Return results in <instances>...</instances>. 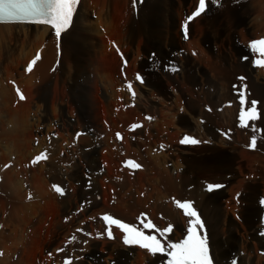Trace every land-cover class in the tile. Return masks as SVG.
<instances>
[{
    "label": "bare ground",
    "instance_id": "6f19581e",
    "mask_svg": "<svg viewBox=\"0 0 264 264\" xmlns=\"http://www.w3.org/2000/svg\"><path fill=\"white\" fill-rule=\"evenodd\" d=\"M197 3L198 0H81L71 26L62 32L60 38H57L54 30L46 25L0 22L1 43L14 46L20 41L29 42L34 48L32 55L28 53V56L30 55L28 61L40 49L42 51L38 67L35 63L31 70L36 71L35 73L29 75L26 70L20 71L18 68L8 73V82L14 81L15 73H18L19 76L25 74L27 85L32 84L39 74L50 72L55 61L53 71L57 72V75L62 74L64 65L69 57L74 55L77 47L74 35L72 36L75 33L71 34L73 28L94 37L98 57L105 52L107 38L119 45L123 37H129L131 41L137 43L135 45L138 51L135 49L134 54L137 52L139 54L132 59L134 62L131 61L137 71L131 73L129 77L133 78L136 73H141L146 79L144 85L137 86L136 107L128 109L126 114L123 108L132 100L123 89L124 80L121 76L120 79L114 78L112 82L114 87H111L116 93L115 109L120 110L118 113L112 108V100L102 99L104 94V98L107 97L108 91L100 90L98 96L102 99L101 107L98 101L88 104V101L87 103L77 100V103L70 101L65 103L69 110L63 107L58 111L55 107L56 100L54 101L56 89H53L56 86L52 87V83H47L45 93L37 95V99L44 103L45 112H40L42 104L39 105V101H31L34 93L28 91L26 100L30 102L29 104L15 106L12 115L7 119L0 118V135H3L0 140V168L8 163H14V166L16 164V167L2 172L0 196L2 195L3 199L0 197V210L5 213L8 206L10 207L12 202L15 203L10 198L21 203L13 205L5 230L0 232V250L3 251L0 264H19L16 259L21 256L17 245L18 235L22 229L21 221L16 224V219L14 220L19 217L18 211L23 210L28 216H36L41 207L44 212L54 211L56 218L49 220L44 218L41 221L44 231L40 234L38 246L33 253L36 264H62L64 258H73L72 264H167V256L153 255L138 245L124 244L122 242L124 234L117 228L112 229L114 239H105L100 217L111 214L128 224H137L140 223L139 218L142 214H148L155 224V229L149 232L157 234V229L164 230L171 225L173 231L167 234V239L178 242L185 238L189 218L174 208L170 200L172 196H176L175 194L178 195L175 200L196 201L209 233L216 264H264L262 235L264 224L261 225V221H264V205H261V200L253 193L258 184H249L244 180L232 184L226 180L228 174H233L234 177V165L240 162L246 163L241 169L242 172L246 166L254 169L256 163L264 166V130L258 144L260 152L242 151L245 159L240 161L232 155L237 154L241 145L249 146L250 137L254 136L255 132L238 128L236 125L238 107L235 106L231 87L237 81L228 79L227 83L225 82L223 63V59L229 57L227 60L229 66L235 67L238 72L235 77L245 75L248 78L253 97L261 101L262 116L258 125L264 129V67L254 65L255 60L264 57L258 53L253 55L249 46V42L264 39V0H212V2L209 0L208 10L190 25L191 38L186 42L182 32L183 24L186 17L196 9ZM216 3H219L217 8ZM130 6L131 20L128 22L130 25L122 26L121 15L130 9ZM157 11L164 18L163 23L162 20H154ZM91 12L97 15V21L92 20ZM136 12L138 20L135 17ZM100 29L106 33H102ZM227 43L230 52L227 50L229 53L225 54L221 45ZM122 44L121 42V46ZM27 48L25 43L23 50L26 51ZM194 50H198L200 56L192 58L190 52ZM25 54L27 57V53ZM61 55L63 59L60 67ZM35 66L37 69H34ZM214 66H217L219 80L223 79L225 83H219L215 90L216 83L212 82L207 74V70L211 72ZM59 67L60 70L56 71ZM174 67H179L180 72L173 76L168 75L167 70ZM44 77L46 76L44 75L43 79ZM55 80L57 83V78ZM164 80L168 82L167 86L170 85L173 93L178 89L177 86L183 89V92L178 97H172L168 87L163 83ZM171 81L174 82L171 84L169 83ZM20 88L24 93L23 88ZM57 89L59 90L58 87ZM184 91L190 96L189 99H195L196 102L185 105ZM162 95H166L174 102L177 109L161 108L160 105L164 107L165 103L168 104ZM2 96L4 102V99L13 103L19 101L12 85L0 87V97ZM2 100L0 101L3 102ZM203 103L204 107L209 104L222 106L224 113L220 115L221 121L217 122L220 129H227L228 138L221 135L224 133L216 132L214 127L210 129L203 126L208 120L210 123L209 115L204 110H199ZM192 105H197L198 109L193 111L190 108ZM34 106L37 107L36 111H33ZM50 108L55 114V127L53 122H48L52 116ZM157 114L161 115L158 121L155 117ZM145 115H152L155 120L148 122L147 127L136 134L126 132L122 144L114 141L113 135L116 130L126 129L137 118L143 119ZM103 120L108 122L111 132H108ZM30 126L40 127L39 133L34 134L29 129ZM176 128L180 129L173 133V129ZM188 129L192 130L191 133H187ZM52 131L57 136L56 138L53 136L49 142L48 136L52 135ZM78 131H84L85 135L80 137L75 147H71L72 143L75 144L74 137ZM184 134L196 135L198 141L202 140L203 144L212 147L210 152L208 151L210 148L206 147L205 156L195 157L198 144L181 148L180 145H186L180 142ZM36 139L38 143L35 142ZM112 139L116 146H111ZM168 141L173 142L171 146L178 141V147L174 145L171 152L159 155V147L166 145ZM45 150L49 155L48 161L52 159L48 163H40L42 164H39L40 167L27 169L26 166L31 165L32 160ZM61 153L67 156L58 157ZM126 158L137 159L143 164L144 169L134 175L122 169ZM71 162L76 164V169L71 170L73 167ZM22 165L26 169L25 173L20 169ZM121 170L123 172H120ZM27 173L30 177L25 176ZM101 173L104 175L101 176ZM87 174L93 176L88 177L89 180H96L95 185L85 177ZM179 178L182 180L180 179L178 183ZM57 184L68 189L69 197L68 194L65 197L54 194L53 185ZM208 184H222V187L214 189L213 195H210V191L207 190ZM161 186L164 191L161 190ZM30 194L35 198L31 204L28 202ZM238 206L243 208L242 212L240 211L243 222H237L231 215V211ZM234 213L237 214L235 211ZM5 216L6 214L3 218H6ZM94 219H97V222L94 223ZM30 224L31 219L27 218L24 225ZM12 227L14 229H11ZM8 228L11 229L10 232ZM73 236L75 240H72ZM89 236H92L91 239ZM60 249H63L62 253L58 251Z\"/></svg>",
    "mask_w": 264,
    "mask_h": 264
},
{
    "label": "rangeland",
    "instance_id": "374dc122",
    "mask_svg": "<svg viewBox=\"0 0 264 264\" xmlns=\"http://www.w3.org/2000/svg\"><path fill=\"white\" fill-rule=\"evenodd\" d=\"M219 6V3H216V8ZM233 7V6H232ZM92 13V12H91ZM93 14V13H92ZM157 15H154L155 16V21L158 19V21H161L162 20V23H163V20H164V18L161 16V13L159 12V11H157V13H156ZM222 15V14H221ZM122 16V18L123 19H121L122 20V26H129L130 25V23H128V22H130V20H131V6H130V9H128V10H126L124 13H123V15H121ZM137 16V12L135 13V17ZM154 16H153V18H154ZM138 17V16H137ZM136 17V19L138 20V18ZM146 17H147V15H146ZM149 17V16H148ZM157 17V18H156ZM221 17V16H220ZM223 17V16H222ZM91 18H93L92 20H94V21H97V15L96 14H93L92 16H91ZM125 24V25H124ZM73 31H75V32H73ZM78 31V32H77ZM100 31L102 32V33H106V31L105 30H101L100 29ZM82 31H80V30H77V28H73L72 29V31H71V34L72 33H75V34H72V36L74 37V39L76 40V48H78V49H76L75 47V51H74V55H71L70 57H69V60L66 62V64L64 65V71L62 72V74H60V75H57V72H54L53 71V67H54V64H55V62H54V64H53V66L51 67V69H50V72H46V74L44 73V75L46 76V77H44V79H43V76L42 75H40L39 74V78L37 77V79L36 80H34L33 81V83L32 84H26L27 82H26V76H19L18 75V73H15L16 74V77H15V82H17L18 83V85H19V87H22L23 88V91H24V94H25V98L27 97V95H28V91H31L32 92V94L34 93V98H35V96H36V98L34 99H32L31 101H39V105H41L42 104V106L40 107V112L41 113H43V112H45V110H46V108H45V106H44V103L42 102L41 103V101L39 100V99H37V95L38 96H40V95H42V94H44L45 92V89L47 88L46 87V84L47 83H52V87H54V86H56V87H54L53 89H56V92H55V97H54V101H55V107H57L56 109L59 111V109L60 108H66V110L68 109L69 110V108H67L66 106H65V103L67 102V101H70V102H73V103H77L78 101H85V102H87L88 104H93L94 103V101H98V103H100V107H101V105H102V99H103V101L104 100H112V102H113V104H112V108H116V106H115V104H116V98H115V95H116V93L111 89V87H114V84L112 83L113 82V80H114V78L116 77H118L119 79L121 78V74H120V68H121V66H122V63H121V60H120V58L118 57V55L116 54V52H115V50L113 49V47H112V45H111V42H110V39L109 38H107L106 39V41H107V46L105 47V54L103 53V55L102 56H100V57H98V55L96 54V41H95V39H94V37L93 36H91V35H89V34H85L84 32H82ZM77 34V35H76ZM78 36V37H77ZM92 38H90V37ZM86 37V38H85ZM79 38V39H78ZM127 39H128V41H127ZM86 41L88 42L87 44H86ZM90 41H92V42H90ZM123 43L122 44V46H121V42ZM119 41V47L121 48V50L123 51V53L125 54V56L128 58V60L130 61V63H129V66H128V69H127V74L130 76V74L131 73H133V72H136L137 70H135L136 68L134 67V65H132V62H134L133 60L136 58V56H139V54H138V52L136 53V54H134L135 52H136V50L135 49H137V47H136V45H135V43L136 42H134V41H131L130 39H129V37H123L121 40ZM238 41H240V40H238ZM84 42V43H83ZM129 42V43H128ZM186 42H188V41H186ZM25 43H26V45H27V49H26V51H24L23 50V45H25ZM95 43V44H94ZM0 46H1V48H0V50H2L1 51V53H0V76H2L1 78H0V84H1V86L0 87H3L4 85L6 86V87H9V82L10 81H13V80H10L9 82H8V80H7V76H8V73H12V72H14L15 71V69H18L19 68V70L20 71H25L26 70V67H27V65H28V63H29V61L30 60H32L36 55H37V53L40 51L41 52V59H42V51H41V49L35 54V56H33L29 61H28V57L30 56V55H32V49L34 48L33 46H31L30 45V43L29 42H24V41H20L19 42V44L17 45V44H15L14 46L13 45H9V44H4V43H1L0 42ZM90 44V45H89ZM94 44V45H93ZM137 44V43H136ZM229 43H227V44H224L223 46L221 45V47H222V49H223V52L225 53V54H228L229 52H230V50H229V45H228ZM3 45V46H2ZM6 45V46H5ZM30 45V46H29ZM128 45V46H127ZM131 45V46H130ZM227 47H226V46ZM6 48H5V47ZM8 46H10V47H8ZM13 46V47H12ZM17 46V47H16ZM18 46H20V47H18ZM92 46H93V48H92ZM95 46V47H94ZM130 46V47H129ZM4 47V48H3ZM89 47V48H88ZM134 47V48H133ZM225 47V48H224ZM234 47H235V45H234ZM3 48V49H2ZM31 48V49H30ZM10 50V52H8L9 50ZM12 49V50H11ZM59 49V52H60V54H62V51H61V49L60 48H58ZM89 49V50H88ZM125 49V50H124ZM127 49V50H126ZM226 49V50H225ZM5 50H7L6 52H8V53H6V52H4ZM14 50V51H13ZM131 52H130V51ZM229 52H228V51ZM34 51V50H33ZM125 51H126V53H125ZM127 51H128V53H127ZM132 51H134L133 53H132ZM137 51H138V49H137ZM188 51V50H187ZM187 51H186V54H187ZM16 52V53H15ZM24 52V53H23ZM30 52V53H29ZM10 53V54H9ZM23 53V54H22ZM25 53H27V57H26V54ZM28 53L30 54L29 56H28ZM5 54V55H4ZM9 54V55H8ZM188 55H189V52H188ZM25 56V57H24ZM134 56V57H133ZM190 56L192 57V58H195V57H193V54H192V52H190ZM198 56H200V53L198 54ZM17 57V58H16ZM19 57V58H18ZM58 57V56H57ZM97 57V58H96ZM102 57V58H101ZM130 57V58H129ZM16 58V59H15ZM99 58V59H98ZM138 58V57H137ZM228 58L229 57H226L225 59H223V63H224V65H225V68H224V79H225V82L227 83V80L229 79V80H236L235 78V76H236V73H238L237 72V69L235 68V67H233V66H229V61H227L228 60ZM8 59H9V62H8ZM62 59H63V55H61V63H60V67H61V65H62ZM133 59V60H132ZM16 60V61H15ZM18 60V61H17ZM57 60V59H56ZM99 60V61H98ZM20 61H21V63H20ZM40 61H42V60H40ZM103 61V62H102ZM132 61V62H131ZM145 61V60H144ZM251 61V60H250ZM38 60L36 61V66L38 67ZM69 62V63H68ZM117 62V63H116ZM227 62V63H226ZM99 63H101V66H99ZM19 64V65H18ZM59 64V61L57 62V65ZM8 65V66H7ZM14 65V66H13ZM18 65V66H17ZM36 66H35V68L34 69H37L36 68ZM66 66H67V68H66ZM109 66V67H108ZM12 67H13V69H12ZM60 67L56 70V71H59L60 70ZM100 67V68H99ZM66 68V69H65ZM72 68V69H71ZM107 68V69H106ZM11 69V70H10ZM7 70V71H6ZM10 70V72H8ZM110 71V73H108L109 71ZM116 70V71H115ZM233 70V71H232ZM34 71V70H33ZM33 71H29L28 72V74L29 75H31V74H33V73H35V72H33ZM70 71V72H69ZM105 71V72H104ZM236 71V72H235ZM27 72V71H26ZM101 72V73H100ZM119 72V73H118ZM167 72V71H166ZM165 72V73H166ZM228 72H230V73H228ZM106 73V74H105ZM168 74V73H167ZM207 74H208V76H210V79H211V81L212 82H215L216 83V85H215V88H214V90L216 89V87L217 86H219V83H221V84H225L224 83V80L222 79V80H219L220 79V76H219V73H218V71H217V66L215 67H213V70L210 72V70H207ZM28 75V76H29ZM98 75V76H97ZM103 75L104 76H108V77H103ZM168 75H170V76H173L171 73H169ZM48 76H49V79H47L48 78ZM59 78H58V77ZM70 78H69V77ZM102 76V77H101ZM66 77H67V79H66ZM226 77V78H225ZM233 77V78H232ZM3 78V79H2ZM6 78V79H5ZM57 78V83L55 82L56 79ZM95 78H98V79H95ZM105 80H103V79ZM111 78V79H110ZM23 79V80H22ZM47 79V82H45V80ZM107 79V80H106ZM1 80H3V81H1ZM17 80V81H16ZM44 80V81H43ZM53 80V81H52ZM58 80H59V82H58ZM98 80V81H97ZM102 80V81H101ZM109 80V81H108ZM112 80V81H111ZM100 81H101V84H100ZM108 81V82H107ZM220 81V82H219ZM237 81V80H236ZM174 81H171V82H169V83H173ZM92 83V84H91ZM104 83V84H103ZM109 85H108V84ZM163 83H164V85L166 84V87H168V90L170 91V93H171V96L172 97H178L182 92H183V89H181L179 86H177L176 84V86L178 87V89L177 90H175V92L173 93L172 92V89L169 87V86H167L168 85V82L167 81H163ZM45 84V85H44ZM54 84V85H53ZM56 84V85H55ZM57 84H59V85H57ZM60 84L62 85V86H60ZM88 84V85H87ZM94 84V85H93ZM100 84V85H99ZM99 87H98V86ZM105 85V86H104ZM75 86V87H74ZM91 86H93L92 88H91ZM57 87L59 88V90L57 89ZM103 87H105V88H103ZM108 87V88H107ZM77 89V90H75V89ZM102 90H101V89ZM62 89V90H61ZM96 89V91L95 92H97V93H95L94 92V90ZM42 90V91H41ZM60 90H61V92H60ZM90 90H92L91 92H90ZM101 91V92H105V91H108V94H107V97L106 98H104V96H105V94L104 95H102V99H100L99 98V96H98V91ZM41 91V92H40ZM58 91H59V93H58ZM37 92V93H36ZM44 92V93H43ZM89 92V93H88ZM216 92V91H215ZM15 93V92H14ZM57 93H58V95H57ZM62 93V94H61ZM64 93V94H63ZM67 93V94H66ZM93 93V94H92ZM32 94H30V95H32ZM36 94V95H35ZM86 94V95H85ZM174 94V95H173ZM67 95V96H66ZM73 95V96H72ZM90 95H92V96H90ZM110 95V96H109ZM183 95H184V99H185V105H188V103H195L196 101H194L195 99H189L190 98V96L188 95V93L186 92V91H184V93H183ZM59 96V97H58ZM69 96V97H68ZM75 96H77V98L75 97ZM82 96H84V97H82ZM90 96V97H89ZM96 96V97H95ZM97 96H98V98H97ZM163 97H164V99H165V101L166 102H168V104L166 105V103L164 104V107H162V105H160V107L161 108H164V109H171V107H172V109L173 110H175V109H177L176 108V105L174 104V102H172V101H170L168 98H167V96L166 95H162ZM64 97V98H63ZM81 97V98H80ZM87 98V99H84V98ZM93 97V98H92ZM3 99V96L2 97H0V100H2ZM28 98V97H27ZM26 98V99H27ZM56 98V99H55ZM66 98V99H65ZM83 99V100H82ZM94 99V100H93ZM5 100V102L3 101V102H1L0 101V118H3V119H7L10 115H12V113H13V110H14V108H15V106H17V107H21L22 105H23V103H30L29 101H27V100H25V102H20V101H17L16 103H13V102H11V100L10 101H6V99H4ZM73 100H75V101H73ZM78 100V101H77ZM100 100H101V102H100ZM191 100V101H190ZM27 101V102H26ZM58 101V102H57ZM93 101V102H92ZM61 102V103H60ZM172 102V103H171ZM2 103H3V106H1L2 105ZM10 105H9V104ZM12 103V104H11ZM18 103H20L19 105H18ZM57 103H58V105H57ZM8 104V105H7ZM64 104V105H63ZM13 105V106H12ZM50 105H51V103H50ZM173 105V106H172ZM36 106V105H35ZM34 106V107H35ZM44 106V107H43ZM62 106V107H61ZM205 106V104L203 103V104H201L200 105V107H199V110L201 109L202 111L204 110L205 112H206V108L207 107H210L211 109H212V113H208V112H206L208 115H209V117H210V123H209V120L208 121H206V123H203V126H206V127H214L215 128V131L216 132H218V131H222V133H224V134H221V135H224L226 138H228L229 137V135L227 136V129L225 128V129H220L221 127H219V124H218V122L217 121H221L220 120V115L221 114H223L224 113V110H223V108H222V106H217V104H209V105H207L206 107H204ZM2 108H5L4 110L2 109ZM10 108H13L12 110H9ZM43 108V109H42ZM190 108H192V110L194 111V110H196V109H198V107H197V105H192ZM6 109L7 110H9V111H6ZM35 109V110H34ZM33 109V111H36V109H37V107H35ZM116 110V109H115ZM114 110V111H115ZM2 111H4V112H2ZM12 112V113H11ZM116 112V111H115ZM123 112L126 114L127 112L126 111H124L123 110ZM3 113V114H2ZM7 113V114H6ZM102 113V112H101ZM50 114L52 115V116H50V120H48V122H53V126L55 127V114H53V111H52V108H50ZM155 117H157V120L156 121H158V120H160L161 119V115L160 114H157V115H155ZM103 122H104V120H103ZM102 122V123H103ZM213 122V123H212ZM209 123V124H208ZM104 124V123H103ZM208 124V125H207ZM52 126V127H53ZM29 127V126H28ZM29 129H31V131L34 133V134H38L39 132L38 131H40V127H37V126H30V128ZM44 129V133H46V129H45V127L43 128ZM73 129V128H72ZM179 129L180 128H176V129H173V133H176V132H178L179 131ZM210 129H212V128H210ZM190 130V131H189ZM191 129H188V131H187V133H191ZM65 132H66V130H65ZM73 132H75V130H73ZM79 132V131H78ZM66 133H68V131L66 132ZM219 133V132H218ZM54 134H56L54 131H52V136L51 135H49L48 136V140L50 141L51 140V138L53 137V136H55ZM57 135V134H56ZM190 136V137H193V138H195V139H197L198 140V137L196 136V135H193V134H184L183 135V137L184 136ZM114 136V135H113ZM3 137V135H0V140H1V138ZM51 137V138H50ZM167 138V137H166ZM165 138V139H166ZM180 139V138H179ZM178 139V140H179ZM169 140V139H168ZM114 141L116 142V140L114 139ZM153 141V140H152ZM170 141V140H169ZM167 142L166 143V145L164 144V145H161L160 147H159V150H158V154L159 155H162L164 152H171V148L174 146V147H178V145H177V143H178V141L176 142H174L175 144L173 145V146H171V143H173L172 141H171V143L170 142ZM35 142L36 143H38L39 141L36 139L35 140ZM78 142V141H77ZM120 144H122V143H120ZM100 145H102V144H100ZM100 145L98 146L99 148H100ZM179 145H180V143H179ZM190 145H193V144H186L185 146H182V145H180L181 146V148H184V147H187V146H190ZM195 145V144H194ZM111 146H116L115 145V143H113V139H112V141H111ZM164 149H163V148ZM210 148V149H208V151L209 150H211V146H207L206 144H203L202 143V140L200 141V145H199V143H198V146H196V148H197V150H195V157H198V156H201V155H203V156H205L206 155V153H205V150H204V148ZM96 149H98L97 147H95ZM101 149V148H100ZM100 149H98V150H100ZM166 149V150H165ZM239 151L237 152V154H232L233 156H235V157H237L238 158V161H240V160H242V159H245V157H244V155H243V153H242V151H245V152H251V153H254V152H252V151H248L247 150V147H244L243 145H241V147L238 149ZM83 152V151H82ZM126 152V151H125ZM210 152V151H209ZM208 152V153H209ZM84 154H86L85 152H83ZM77 155V154H76ZM263 155V154H262ZM66 157L67 155H65L64 153H61L60 155H58V157ZM264 156V155H263ZM52 158H50V160H51ZM49 160V161H50ZM49 161H46V162H43V163H48ZM42 163V164H43ZM72 164H73V167H71L72 169L71 170H74V169H76V164L75 163H73V162H71ZM42 164H40V165H42ZM40 165L39 166H35V167H33L32 165H27L26 166V168L27 169H33V168H36V167H40ZM246 165V163H239V164H235L234 165V172H235V174H234V177H233V174H228V178L226 179L228 182H232V184L233 183H235V182H237V181H240V180H244V182H247V183H249V184H258L255 188H254V190H253V193L256 195V197L258 198V200H264V166H261L259 163L257 164H255L254 165V169H251V168H248L247 166L244 168V172H242L241 171V169L244 167ZM12 167H16V164H15V166H14V163H12V165H11ZM12 167H10L8 170H10ZM19 168H20V166H18ZM25 167V166H24ZM30 167V168H29ZM33 167V168H32ZM61 167V166H60ZM22 171H23V173H25V171H26V169L25 168H23V165L21 166V168H20ZM31 171H33V170H31ZM199 172V171H198ZM253 172V173H252ZM252 173V174H251ZM244 174H246L245 176H244ZM104 174H102L101 173V176H103ZM230 175V176H229ZM25 176H28V177H30V174H26ZM87 179H88V177H90V178H93V176L92 175H88L87 174V176H85ZM232 178H234V179H232ZM21 179V178H20ZM49 179H51L50 178V175H49ZM182 180V178H179L178 179V183H179V180ZM180 180V181H181ZM88 181H90L91 183H93L94 185H95V183H96V180H89L88 179ZM53 184V183H52ZM232 184H230V185H232ZM220 185V184H219ZM222 185V184H221ZM159 187H160V185H159ZM229 187V186H228ZM149 190H151V188L149 189ZM161 190L162 191H164V189H163V186H161ZM214 191L215 190H212V191H210V195H213V193H214ZM173 193L175 194V192L173 191ZM54 194H56V193H54ZM57 195V194H56ZM69 195H70V193L68 192V197H69ZM176 196H172L171 198H178V195L177 194H175ZM180 195H181V193H180ZM2 199H3V196L1 195L0 196ZM60 197V196H59ZM67 197V198H68ZM0 198V199H1ZM10 199H12V201H15V203H13L12 202V204L10 205V207L8 206V209L6 210V212L5 213H3V211L2 210H0V232H3L4 230H5V226H6V223L8 222V220H9V218H10V214H11V212L10 211H12L13 210V208L12 207H14L13 205H21V203L20 202H17L16 200H14L13 198H10ZM99 199V198H98ZM35 200V198H33V194H30L29 195V198H28V202H30L29 204H31L32 202L31 201H34ZM94 200V199H93ZM92 200V201H93ZM170 200V199H169ZM171 201V200H170ZM260 201V202H261ZM27 205V204H26ZM240 208V209H239ZM242 210H243V208L242 207H236V209L234 210L237 214L235 215V213H234V211H231V215H232V217H234L233 219H235L237 222H243V217H242V214H241V212H242ZM49 211V212H48ZM241 211V212H240ZM22 212V213H21ZM54 211H50V210H45V212H44V210H42V207L38 210V212H37V215L35 216V215H30V216H28V215H26L25 214V212H23V210H19L18 211V214H19V217L18 218H14V220L16 221V224L19 222V221H21V229H22V231L21 232H19V235H18V247H17V249H18V251H19V254H20V256H21V258L20 257H18V260L16 259V262L18 261L19 262V264H26V262H27V264H36L35 262H36V258H34V251H35V249L37 248V246H38V243H39V240H40V234H42V232L44 231L43 230V228H42V226H43V222H41V221H43L44 220V218H46V220H49V219H55L56 218V215H55V212L53 213ZM47 213V214H46ZM51 213V214H50ZM6 214V218H3L4 217V215ZM49 214V215H48ZM49 216V217H48ZM54 216V217H53ZM48 217V218H47ZM2 218V219H1ZM21 218V219H20ZM27 218H29V219H31V223L33 224H30V225H27V226H25L24 225V221L27 219ZM5 219V220H4ZM240 220V221H239ZM94 223L95 222H97V219H94V221H93ZM2 224V225H1ZM262 224H264V221L262 220L261 221V225ZM264 226V225H263ZM37 227V228H36ZM26 228V229H25ZM9 230V232L11 231V229H14V227H12L11 229L10 228H8ZM28 229V230H27ZM40 230V231H39ZM42 230V231H41ZM13 231V230H12ZM34 234H33V233ZM252 235H253V231H252ZM33 236H34V238H33ZM36 236V237H35ZM91 237L92 236H89V238L91 239ZM35 241V242H34ZM26 243V244H25ZM35 245H36V247H35ZM29 247V248H28ZM25 253V254H24ZM24 254V255H23ZM29 256V257H28ZM26 258V259H25ZM34 259V260H33ZM20 260H23L22 262H20ZM25 260V261H24ZM25 262V263H24ZM29 262V263H28ZM73 263V262H72Z\"/></svg>",
    "mask_w": 264,
    "mask_h": 264
},
{
    "label": "snow or ice",
    "instance_id": "6c2138e0",
    "mask_svg": "<svg viewBox=\"0 0 264 264\" xmlns=\"http://www.w3.org/2000/svg\"><path fill=\"white\" fill-rule=\"evenodd\" d=\"M212 2V0H210ZM78 0H0V22H26L49 25L54 30L57 38L61 37L63 31H65L72 21L73 13ZM206 11V0H199V5L196 10L187 18L189 21L199 17ZM188 25L185 23L184 31L187 33ZM250 49L253 55L257 53L264 57V39L252 41L250 43ZM39 56L36 57L28 66V71L32 70V65L36 63ZM255 66L264 67V59H257L254 61ZM241 80L244 78L241 77ZM137 80L140 77L137 76ZM129 89L132 85H128ZM19 94V91H18ZM20 98L24 99L20 94ZM240 103L243 106L245 104L244 93L241 92ZM256 101L251 102V107L245 111L242 107L240 114L241 127H246V121H254L257 119ZM151 119V118H149ZM139 127V125L133 126ZM117 138H121L120 134H117ZM181 144H198L200 141L197 139L184 136L180 141ZM256 138L253 136L250 146L255 147ZM46 159V156L41 154L35 158L34 162H39ZM127 164L132 168H140L141 165L134 161H127ZM222 185L208 184L207 190L212 191L218 189ZM56 192L63 194L62 188L58 185H53ZM176 205L183 211V214L189 218V224L187 227L186 237L178 242H173L167 239V233L173 231V227L170 225L160 232V237L156 235H146L144 231L140 230L134 224H128L120 219L114 218L110 215H104L102 219L106 223L108 238H114L112 227L115 226L124 233L123 242L126 245H138L140 248L149 251L153 255H164L168 257L167 264H214L213 257L210 255L207 238L201 235V231L205 228V225L194 209L192 202L190 201H176ZM261 205H264V200L261 201ZM145 229H154L155 225L151 222L145 223ZM82 231V230H79ZM264 235V233H262ZM75 240V237H72ZM58 251H63L60 249ZM65 264H72L71 258H66Z\"/></svg>",
    "mask_w": 264,
    "mask_h": 264
}]
</instances>
